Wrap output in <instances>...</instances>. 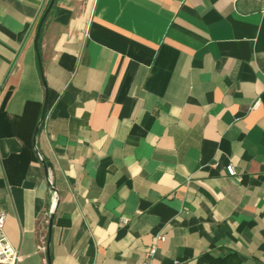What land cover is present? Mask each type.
Instances as JSON below:
<instances>
[{"label":"crops","instance_id":"obj_1","mask_svg":"<svg viewBox=\"0 0 264 264\" xmlns=\"http://www.w3.org/2000/svg\"><path fill=\"white\" fill-rule=\"evenodd\" d=\"M49 3L0 0L15 264H48L56 195L51 264H141L152 246L156 264H264V0H55L42 74Z\"/></svg>","mask_w":264,"mask_h":264},{"label":"built area","instance_id":"obj_2","mask_svg":"<svg viewBox=\"0 0 264 264\" xmlns=\"http://www.w3.org/2000/svg\"><path fill=\"white\" fill-rule=\"evenodd\" d=\"M259 100H256L253 104L254 107L257 106ZM228 174L234 176L237 174V170L233 164L227 166ZM4 224H5V214L0 213V262L15 264L18 260V251L17 249L8 241L7 237L4 234ZM157 240L166 241L165 235L157 236ZM157 252V247L152 246L146 253V257L141 264H156L155 254Z\"/></svg>","mask_w":264,"mask_h":264},{"label":"water","instance_id":"obj_3","mask_svg":"<svg viewBox=\"0 0 264 264\" xmlns=\"http://www.w3.org/2000/svg\"><path fill=\"white\" fill-rule=\"evenodd\" d=\"M54 2H55V0H50V3L48 5L47 9L45 10L42 18L39 21L38 29H37V33H36V38H35V46H36L37 56H38V60H39V67H40V70H41L42 74H43V71H42L43 69H42V61H41V57H40V53H39L38 41H39V37H40V34H41L42 26H43V24H44V22L46 20L47 15L49 14V12H50V10L52 8V6L54 5ZM44 85H45V89H46V99H45V103H44V106H43V109H42L41 117L39 119V122H38L36 130H35L34 138H36V135L39 132V129H40L42 123H43V120H44V117H45V113H46V110H47V107H48L49 94H48V90L46 88L45 81H44ZM40 159L43 161L45 171L48 174V169H47V165H46L45 161L42 159V157H40ZM57 201H58V196L56 195L55 196V205L52 207L51 212H50V216H49L48 241H47V260H48V264H51L50 244H51V236H52L55 208H56V205H57Z\"/></svg>","mask_w":264,"mask_h":264}]
</instances>
